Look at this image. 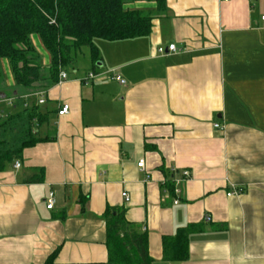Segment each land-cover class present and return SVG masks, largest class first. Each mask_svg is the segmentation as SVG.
<instances>
[{
    "label": "crops",
    "instance_id": "obj_1",
    "mask_svg": "<svg viewBox=\"0 0 264 264\" xmlns=\"http://www.w3.org/2000/svg\"><path fill=\"white\" fill-rule=\"evenodd\" d=\"M166 6L157 15L153 1L124 0L153 14L150 35L97 40L96 67L85 48L87 63L77 56L61 84L16 87L9 70L2 109L36 102L46 141L0 173V264H43L55 251L59 264L107 262V207L147 233L152 264H264V0ZM32 43L47 75L51 56L39 36ZM170 45L177 51L158 53ZM62 104L70 112L60 117ZM191 224L202 230L189 235V260L164 261L163 236Z\"/></svg>",
    "mask_w": 264,
    "mask_h": 264
},
{
    "label": "trees",
    "instance_id": "obj_2",
    "mask_svg": "<svg viewBox=\"0 0 264 264\" xmlns=\"http://www.w3.org/2000/svg\"><path fill=\"white\" fill-rule=\"evenodd\" d=\"M147 1L156 3L157 15L166 12V0ZM154 18L152 13L126 10L124 0H0V85L4 81L2 63L7 61L16 87L33 89L47 82L48 88L58 82L62 70L75 64L84 48L89 49L96 67L101 60L97 40L147 37ZM35 35L51 56L47 75L42 73L41 58L32 43ZM45 121L36 102L26 106L17 98L15 109L8 112L0 105V173L21 160L26 149L46 141L38 133ZM41 175L28 177L24 183H41ZM166 185L172 191V185ZM103 218L108 260L83 264H152L148 235L127 221L125 209L107 207ZM201 230V225L191 224L178 228L173 236H163V260H189V235ZM57 257L55 251L43 264H59Z\"/></svg>",
    "mask_w": 264,
    "mask_h": 264
},
{
    "label": "built area",
    "instance_id": "obj_3",
    "mask_svg": "<svg viewBox=\"0 0 264 264\" xmlns=\"http://www.w3.org/2000/svg\"><path fill=\"white\" fill-rule=\"evenodd\" d=\"M263 21H264V17H263ZM168 51L170 52H176L177 49L174 45H170L168 48H159L158 49V53L161 54V55H164L166 54ZM98 75L97 74H94V73H90L88 76H87V79H90V80H93L97 77ZM111 80L113 81H116L118 83H120L121 85H126V82L125 80L118 74H116L114 71L110 72V77H109ZM68 79V74L65 73V72H61L60 75H59V80H58V84H61L62 82L66 81ZM41 99L39 101V104L40 105H43L45 104V99L43 98L44 97V94L41 95ZM70 112V106L68 104H62L60 106V109L58 110V116L62 117V116H66L68 115ZM215 128H220V125H215ZM139 167L141 169H144V162L141 161L139 164ZM14 167L15 169H20L21 168V163L20 161H16L15 164H14ZM183 175L185 178H189L190 177V173L188 171H184L183 172ZM242 193V190L240 189H237V190H233L232 192H229L228 193V196H235V195H239ZM176 194H177V191H176ZM124 199H125V202H129L130 198L128 196L127 193H123L122 194ZM178 203V200L175 201V204ZM55 206V196L54 194L51 192L49 194V197L47 199V208L48 210H52Z\"/></svg>",
    "mask_w": 264,
    "mask_h": 264
},
{
    "label": "rangeland",
    "instance_id": "obj_4",
    "mask_svg": "<svg viewBox=\"0 0 264 264\" xmlns=\"http://www.w3.org/2000/svg\"><path fill=\"white\" fill-rule=\"evenodd\" d=\"M43 46H44V44H43ZM45 47V46H44ZM38 50V49H37ZM46 50V49H45ZM38 52H39V50H38ZM87 52H89V51H87V49H85L84 48V51H83V55L82 54H80V55H78V62H79V64H85V63H87V61L84 59L85 58V54H87ZM40 55V54H39ZM84 56V57H83ZM40 58H41V63H42V66L44 65L43 63H44V60H45V57H44V54H42V56L40 55ZM45 67V66H44ZM11 68H10V65H7L6 66V64L5 63H3L2 64V71H3V76H4V79L6 80V81H8L9 82V76H10V72H11V70H10ZM9 70H10V72H9ZM1 89H3V87L0 85V90ZM2 92H0V94H1ZM4 93V92H3ZM9 96V95H8Z\"/></svg>",
    "mask_w": 264,
    "mask_h": 264
}]
</instances>
